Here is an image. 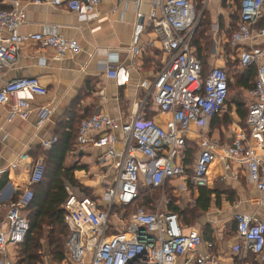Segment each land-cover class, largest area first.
Returning <instances> with one entry per match:
<instances>
[{
    "label": "built area",
    "instance_id": "2783aa9c",
    "mask_svg": "<svg viewBox=\"0 0 264 264\" xmlns=\"http://www.w3.org/2000/svg\"><path fill=\"white\" fill-rule=\"evenodd\" d=\"M33 3L64 6L79 21H87L98 16L100 0H33ZM263 16L264 0H240L238 20L227 39L237 52L238 66L256 69L254 84L248 91L251 100L246 127L233 125L235 135L226 144L200 133L199 149L188 173L182 158L190 126L204 128L210 118L225 110L228 76L225 69L217 66L202 76L201 63L191 49L199 21L194 0H155L148 18L164 60L151 80L141 82L140 87L145 91L141 102L152 98L164 117V125L156 124L138 111L124 122L100 112L81 120L77 146L103 149L101 164L113 168L114 175L103 191L101 202L72 191L66 184L64 221L69 229L66 240L69 262L177 264L178 259L190 256L194 264H221L214 256L197 253L204 243L201 232L183 226L176 213L158 207L152 210L138 207L128 214L125 224L118 226L124 217L115 208L125 209L133 204L141 181L151 188L176 181V187L184 192L207 187L218 162L228 170L232 164L243 170L259 193V205L264 206V156L257 152H264V44L255 42L258 36L264 37V26L256 27ZM26 20V12L18 0L0 10V105L6 107L8 121L27 120L34 114L42 123L49 118L51 109L35 105L34 101L46 95V87L35 77L4 81L3 76L15 64L23 41L52 49L55 59L77 52L80 46L76 40L64 38L52 29L21 35L19 28ZM143 28L142 17L138 15L129 49L133 56L142 51L138 42ZM119 73L115 63L105 66L108 77L116 79ZM56 141L57 137L51 136L42 140L41 146L49 149ZM22 165L28 166V185L15 199L7 201L4 217L0 219V264H15L14 250L28 231L24 210L33 198L31 186L40 182L45 172L42 159L33 160L25 152L8 169ZM3 172L0 170V175ZM232 173L236 176L235 171ZM194 203L192 199V206ZM1 208L0 202V211ZM233 219L242 256L251 253L258 264H264V222L243 212L236 213ZM108 230L115 232L108 234Z\"/></svg>",
    "mask_w": 264,
    "mask_h": 264
},
{
    "label": "crops",
    "instance_id": "0c3cea01",
    "mask_svg": "<svg viewBox=\"0 0 264 264\" xmlns=\"http://www.w3.org/2000/svg\"><path fill=\"white\" fill-rule=\"evenodd\" d=\"M0 1L8 7L14 0ZM18 1L25 10L27 18L19 28L21 35L47 32L52 29L64 38L76 40L80 48L75 53L69 52L63 58L55 59L52 49L40 47L29 40L23 41L15 64L3 76L4 81L20 77L37 78L46 87L47 93L43 97L36 98L34 104L48 106L51 114L42 123L38 122L34 114L27 120L15 118L8 121L6 107L0 105V170H4L0 178L5 175L7 179L0 188L3 194L0 197L2 203L0 219L4 217L7 201L9 199L11 201L28 185V166L8 169V165L20 153L25 152L32 158L42 140L51 136L58 137L63 127L70 124L77 126L78 120L96 112L106 113L117 121L124 122L136 111L159 123L160 126L164 125V117L152 98H146L143 103L141 102L145 93L140 87L141 82L151 80L164 60V54L148 18L155 0H100L97 6L98 16L87 21H79L76 14L64 6L36 4L33 0ZM201 3L212 19L213 17L216 19L212 20L213 30L210 36L212 44L210 54L207 52L208 67L225 68L226 62L221 58L224 56V43L227 42L228 37L224 42V36L238 20V14L234 17L231 10L234 1L201 0ZM237 8L238 4L236 11ZM138 15L142 17L144 24L138 42L142 51L139 55L133 56L129 49ZM218 18L222 26H219ZM261 26H264V16L256 25L258 28ZM255 42L264 44V37L258 36ZM112 63H115L120 70L116 79L105 74V66ZM240 91L241 96L244 94L249 101L251 100L248 95L249 90ZM226 113L225 107V110L219 114L218 122L210 118L204 128L192 124L186 137L189 147L197 146L196 148L199 149L200 133L207 134L223 144L229 143L235 135L233 125L240 126V118L235 107L231 106L229 108L231 122L225 124ZM103 151L90 145L78 147L76 142L74 143L73 148L66 155L65 163L79 167L73 172L77 183L95 189H100V186L105 189L111 184L114 170L101 164L99 158ZM257 152L264 156V152ZM37 159L42 157L38 156ZM234 171L236 176L232 173ZM173 183L167 184L173 194L177 198L179 195L185 197L191 195L190 206H192V199L195 200L198 188H189L188 192H184L176 187V181ZM69 186L73 189L71 185ZM218 186L226 188L227 193L221 195L218 205L212 195L210 207L203 213L206 216L204 224L198 228L193 227L200 232H203V226L212 231L208 237L204 235V243L198 248L197 253L214 256L221 264H258L250 253L242 256L243 249L235 235L233 216L243 212L264 222V206L258 203L259 193L248 182L245 172L236 164H232L231 169L228 170L222 162L216 163L206 188L214 189ZM228 197H232L233 200L229 201ZM177 202H181V199ZM189 259L190 256L178 259L177 264H194ZM62 264L74 263L66 260Z\"/></svg>",
    "mask_w": 264,
    "mask_h": 264
},
{
    "label": "trees",
    "instance_id": "16d2710c",
    "mask_svg": "<svg viewBox=\"0 0 264 264\" xmlns=\"http://www.w3.org/2000/svg\"><path fill=\"white\" fill-rule=\"evenodd\" d=\"M197 1V3H196ZM238 8L236 14H238L239 2L240 0H233ZM201 0H194L195 10L199 13V8L201 6ZM7 6L1 3L0 1V10L5 9ZM204 12L201 19L199 20L198 26L196 27L192 40H191V49L193 55L200 61L202 66V76L205 77L211 68L208 67V57H207V48H208V35L206 34L207 22H203ZM238 18V15H237ZM235 27V25H234ZM234 27L230 30L234 29ZM225 49L230 50L231 47L228 42L225 43ZM233 51L235 50L232 48ZM231 49V50H232ZM228 52V51H227ZM236 52V50L234 51ZM237 53V52H236ZM226 60V67H227ZM233 64L237 67L238 71L232 74V79L230 78L226 67L223 69L226 70L228 76V96L230 86L237 89L238 95L241 96L240 90H250L254 84L256 69L255 66H247L240 68L238 66V60L234 61ZM228 97L226 99V104ZM250 102V101H249ZM249 102H246L242 99H235L233 102H230L229 107L227 108V113L225 115L226 121L225 124L231 122V117L229 116V108L234 106L236 113L240 118V126L242 128L246 127V116ZM91 115V114H90ZM90 115L86 116L89 117ZM83 117L82 119L86 118ZM219 115H214L212 120L218 122ZM149 118V117H147ZM78 120L77 126H66L64 129L58 133L57 141L49 148L44 149L41 145L37 148L36 152L33 153L32 159L36 160L38 156L42 157L43 164L45 166V172L40 182L31 186L33 190V198L24 210V214L28 219V231L23 242L18 246L17 250V260L15 264H41L43 262V257L49 258L52 263L62 264L67 260V246L66 240L69 235V229L64 221V203L68 197V192L65 188L66 184L71 185L72 187L78 185L74 179L73 172L78 169L77 165L69 166L65 163L66 155L73 148L74 143L76 142V134L81 120ZM150 119V118H149ZM227 122V123H226ZM185 148L183 150L182 162L188 173L191 172V165L193 158H195V150L198 149L190 148L189 144L185 143ZM3 174V173H2ZM7 179L5 175L0 178V188L6 183ZM151 188V187H149ZM159 189V188H151ZM142 190V192H140ZM138 189V194L134 200L138 205H147L151 203V199L154 196L159 195L150 193H143L146 190ZM227 189L224 187H215L214 189L199 187L197 189V196L195 198V203L193 206L183 209L179 206L177 202L178 198L173 194L170 186H166L167 193V206L166 209L170 212L176 213L179 217V220L183 226L192 224L193 218H197L201 214L208 211L212 195L216 198V205H218L221 195L227 193ZM19 191L13 199H15ZM150 196V197H149ZM229 201H232V197H228ZM128 206L126 208H129ZM115 209H118L117 207ZM147 209V208H145ZM150 210V209H147ZM190 216L187 218L186 214ZM192 216V218H191ZM183 221V223H182ZM114 230H108L107 233H113ZM211 229L206 227L203 228L202 238L204 241V235L208 237L211 233ZM251 254V253H250ZM253 256V254H251ZM68 261V260H67Z\"/></svg>",
    "mask_w": 264,
    "mask_h": 264
},
{
    "label": "rangeland",
    "instance_id": "374dc122",
    "mask_svg": "<svg viewBox=\"0 0 264 264\" xmlns=\"http://www.w3.org/2000/svg\"><path fill=\"white\" fill-rule=\"evenodd\" d=\"M196 3H197V1H196ZM236 7H237V5L235 4V3H233V5L231 6V10H232V12H233V16L235 17V15H236ZM202 9H203V12H204V16H203V22H207V29H206V34L209 36L208 37V39L207 40H209V43H208V50H207V52L210 54V50H211V44H212V39H211V32H212V28H213V23H212V20L214 21V20H216L215 19V17H213V19H212V17L210 16V14H208L205 10H204V8L202 7V6H200V8H199V20L201 19V17H202ZM218 24H219V26H222V23L220 22V18H218ZM198 23H199V21H198ZM197 26H198V24H197ZM227 37H229V33L228 34H226L225 33V36H224V42H225V40L227 39ZM226 44L224 43V46H225ZM232 49V48H231ZM228 50V49H225L224 48V56H222V60H225V62H226V60H227V67H226V70H227V72H228V74H229V76H230V78L232 79V74L233 73H235V72H237L238 71V69H237V67L233 64V62L234 61H236L237 60V53L236 52H234L233 51V49L232 50ZM228 51V52H227ZM209 54H207V57H208V55ZM233 80V79H232ZM235 99H237V100H240V99H242V100H244V101H246V102H248L249 100L247 99V96H245L244 94H243V96H239L238 95V92H237V89H235V88H232V86H230V89H229V96H228V101H227V104H226V109L229 107V104H230V102H233ZM221 116V115H220ZM218 118H220V117H218ZM155 122V121H154ZM156 124H158L159 125V123H157V122H155ZM227 123V122H226ZM195 152H197L196 150H195ZM94 180L96 179L95 177L93 178ZM243 181V180H242ZM78 185H76V186H74L73 187V190L72 191H74V192H78V193H80V194H82V195H84V196H87V197H90V198H92V199H94L95 201H96V199L98 198V200L101 202V197H102V194H103V191H104V187H101L100 186V189H98V188H89V187H84V185H82V184H79V183H77ZM166 186L168 187V185H165L164 187H161V188H159L158 190L157 189H151V188H149V186H147V184L146 183H143L142 181L140 182V185H139V188H140V190L141 189H145L146 191L145 192H143V193H147L148 195L150 194V193H154V194H157L158 192V194L159 195H157V196H154L152 199H151V203H149L147 206L148 207H145L144 205H138V203L136 202V204H134L133 206H131V207H129V208H125V209H122V208H118V209H116L117 210V212H121V213H123V223H119V225L118 226H120V225H123V224H125L126 223V220H127V216H128V214H130L133 210H135L136 208H138V207H142V208H147V209H150V210H152V209H154V208H159V209H166V206H167V202L165 203L164 202V200H166L167 201V193H166ZM98 189V190H97ZM140 192H142V190L140 191ZM189 197H185L184 195H179V198L178 199H181V202H178L179 203V206L181 207V208H183V209H186V208H189V207H191L190 205H191V203H190V201H191V195H188ZM150 197V196H149ZM146 209V210H147ZM189 213V212H188ZM2 215V214H1ZM187 215V218L190 216V213L189 214H186ZM3 216V215H2ZM205 214H201L200 216H198L197 218H193L192 219V221L193 222H191L192 224H190V225H187L186 227H195V228H198L199 226H202L203 224H204V221L206 220L205 219ZM209 218L211 217V215L210 216H208ZM191 218H192V216H191ZM116 220H113L112 219V222H115ZM182 223H183V221H182ZM205 226H203V228H204ZM227 227H229V225L227 226ZM229 229H230V227H229ZM17 250H18V248L16 249V250H14V253H13V255L15 256V262H16V260H17V257H16V254H17ZM253 260V259H252ZM41 264H55V263H52V261L49 259V258H47V257H43V262L41 263Z\"/></svg>",
    "mask_w": 264,
    "mask_h": 264
}]
</instances>
